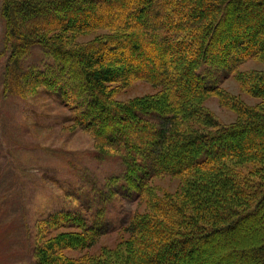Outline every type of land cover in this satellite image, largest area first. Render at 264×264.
<instances>
[{
    "label": "trees",
    "instance_id": "16d2710c",
    "mask_svg": "<svg viewBox=\"0 0 264 264\" xmlns=\"http://www.w3.org/2000/svg\"><path fill=\"white\" fill-rule=\"evenodd\" d=\"M1 15L12 90L26 97L41 86L73 109L97 156L124 166L110 184L126 193L99 194L146 205L117 227L126 238L97 255L87 250L109 229L105 206L48 213L35 264H264V68L238 69L264 65V0H1ZM32 45L52 63L20 68ZM227 76L259 101L228 94ZM135 81L159 90L114 99ZM210 95L237 118L219 122L202 105ZM160 175L179 177V193L151 200L148 181Z\"/></svg>",
    "mask_w": 264,
    "mask_h": 264
},
{
    "label": "rangeland",
    "instance_id": "374dc122",
    "mask_svg": "<svg viewBox=\"0 0 264 264\" xmlns=\"http://www.w3.org/2000/svg\"><path fill=\"white\" fill-rule=\"evenodd\" d=\"M99 33L101 31L75 35L72 43H85ZM10 47L5 43L0 0V264H35L39 218L76 208L90 215L103 205L109 229L87 250L89 254H100L126 238L127 234L117 227L131 213L145 210V202L116 193L112 200H107L99 194L110 188L118 194L126 193L118 188L119 183L110 184L111 177L120 176L124 170L121 161L118 157H98L90 134L72 122L73 109L52 93L41 86L26 97L12 90L16 76L9 79L5 76ZM52 61L42 47L32 45L19 60V67L43 69ZM263 68L262 63L248 61L238 69ZM220 87L228 94L239 96L246 104L259 101L245 94L234 76L224 78ZM158 90L150 83L135 81L118 89L113 97L125 101ZM202 105L219 122L230 123L237 118V113L223 106L215 95L206 97ZM180 183L179 177L155 176L147 184L149 198L176 195ZM65 253L80 254L76 250Z\"/></svg>",
    "mask_w": 264,
    "mask_h": 264
}]
</instances>
